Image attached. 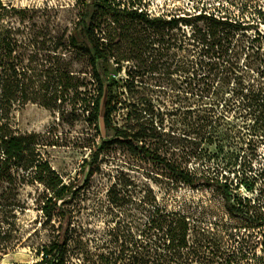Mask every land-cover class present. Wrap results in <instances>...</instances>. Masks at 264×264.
Masks as SVG:
<instances>
[{
    "label": "rangeland",
    "instance_id": "374dc122",
    "mask_svg": "<svg viewBox=\"0 0 264 264\" xmlns=\"http://www.w3.org/2000/svg\"><path fill=\"white\" fill-rule=\"evenodd\" d=\"M1 1L20 13L11 12L2 24L24 42L48 35L62 37L68 44L85 13L82 0ZM133 1L151 17L179 19V25L143 37L137 47L119 45L107 74L100 68L106 88L99 132L90 127L87 113L78 114L76 122L68 106L60 112L27 103L12 112L13 129L40 134L46 145L39 149L44 159L66 184L82 187L70 208L76 228L72 248H81L85 256L73 263L97 264L101 255L119 252L122 245L137 240L148 243V236L156 231H150L151 211L168 203L163 216L178 212L187 202L192 214L188 247L178 250L169 264H226L215 257L217 251L228 255L246 243L253 250L239 264H264V226L209 217L201 209L202 201L209 209L215 205L211 200L223 201L226 186L232 197L264 207V132L253 128L255 107L249 92L264 83V0ZM224 11L242 13L240 19H245L244 30L235 37L210 31L213 22L209 19ZM203 15L209 19H202ZM93 16L91 7L88 23ZM218 29L216 25L214 31ZM78 30L83 41V27ZM62 53L75 59L74 70L84 85L80 91L91 90L86 59L71 50ZM242 88L245 94L239 92ZM111 94L121 101L112 115V126L131 131L157 128L167 142L152 146V152L197 174L200 185L180 183L164 164L116 140L115 130L104 124V106ZM104 140L112 143L105 145L104 154L92 166V153ZM239 147L237 163L233 155ZM92 167L95 174L87 180ZM31 170L13 173L12 193L8 181L0 184V264H37L40 249L53 240L52 226L58 227L57 217L49 221L42 212L49 192L32 176L19 179ZM155 220L159 227L165 217ZM239 232L233 238L232 233ZM193 250L195 254L190 253Z\"/></svg>",
    "mask_w": 264,
    "mask_h": 264
},
{
    "label": "trees",
    "instance_id": "16d2710c",
    "mask_svg": "<svg viewBox=\"0 0 264 264\" xmlns=\"http://www.w3.org/2000/svg\"><path fill=\"white\" fill-rule=\"evenodd\" d=\"M82 4L85 13L81 17L79 26L69 36L68 44H65L62 37H48V35H43L40 39L33 37L28 42L15 38L17 32L11 27H4L2 22L11 12L20 13H17L15 9H8L0 0V184L3 180L8 181L11 185L9 192L12 193L15 189L13 173H19L22 168L33 169L30 174L26 173L19 179L25 181L26 176H32L33 181L41 184L49 192L44 199L42 212L49 221L54 217L58 218V227L52 226L53 240L40 249L38 253L40 261L37 264H74L75 258L85 256L81 248H72L76 228L75 217L70 208L82 187L73 183L66 184L64 178L53 169L50 162L44 159L39 149L46 145L40 134L35 132L22 134L13 129L12 112L18 105L27 103H37L46 109L60 110V112L65 111L68 106L76 122L80 117L78 114L87 113V122L90 127L94 126L99 132L101 104L106 88L100 68L102 67L104 74H107L108 64L114 57L115 48L118 49L119 45L137 47L140 40L144 39L143 37L150 38L162 28L174 29L180 21L164 17L153 18L133 0H82ZM91 7L94 8V16L88 23ZM241 16L224 11L219 15L213 14L210 19L203 15L202 19L213 22L210 28L213 35L235 37L245 28V19L243 17L240 19ZM216 25L221 28L220 31L219 29L214 31ZM79 27H83V41L79 35ZM64 50H71L77 57L83 56L86 59L88 65L86 73L90 77L92 86L88 92L80 91L84 85L80 84L79 73L76 74L74 70L75 59H68L66 53H62ZM113 84L115 82L110 84L109 88H112ZM239 92L245 94L246 90L242 88ZM249 92L252 106L255 107L252 113L253 128L261 133L264 132V83L259 89L253 88ZM120 102L119 97L111 94L104 106L105 128L115 130L116 140L127 143L142 153L152 156L160 164H164L180 183L188 186L200 185L197 174L171 164L156 152H152V146L157 147L167 142L164 138L165 134L157 128L140 127L137 131H131L112 126L111 118ZM209 124L211 123L206 118V125L209 126ZM109 143L112 141L104 140L92 153V166L98 163L104 154L105 145ZM241 151L242 148L239 147L233 155L237 163L241 159ZM94 174L95 169L92 167L88 171L87 180ZM227 188L226 186L224 196L221 197L223 201L211 200L215 203L214 207L211 205L209 209V204L206 206L202 201L203 214L209 217L227 218L235 222L247 220L251 222L250 224L263 227L264 207L251 205L249 199L232 197L228 194ZM168 207L169 204L166 203L163 209L158 207L151 211L150 231H156L153 234L150 233L148 243L137 240L132 241L130 245L128 243L122 245V250L119 252L111 251L101 255L100 262L97 264H125L127 259L129 264H169L174 260L178 250L182 251L188 247L189 220L192 214L186 202L178 212H168L161 216ZM160 217H165V221L157 227L155 219ZM161 233H163L162 236H160ZM240 234L241 232L236 235L232 233V236L234 238ZM116 239L119 242V239ZM171 248L176 249L175 253L160 252ZM234 249L228 255L219 250L215 257L224 260L226 264H239L247 259L253 247L246 243ZM190 253L195 254V251ZM211 260L214 262V259Z\"/></svg>",
    "mask_w": 264,
    "mask_h": 264
}]
</instances>
